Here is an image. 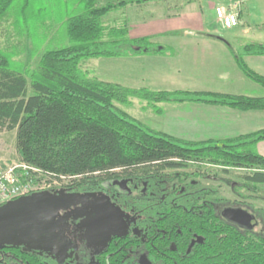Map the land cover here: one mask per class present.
<instances>
[{
	"label": "trees",
	"instance_id": "16d2710c",
	"mask_svg": "<svg viewBox=\"0 0 264 264\" xmlns=\"http://www.w3.org/2000/svg\"><path fill=\"white\" fill-rule=\"evenodd\" d=\"M14 0H0V18ZM147 0H120L97 4L83 3L80 13L65 21L70 45L45 51L34 69L16 72L0 55V127L15 131V147L20 160L49 176L67 178L73 185L94 174L134 173L178 168L190 161L210 162L245 169L242 178L264 183V157L252 146L264 140V129L225 139L191 141L147 127L114 102L127 101L135 94L151 101L204 102L241 110L264 108V98L193 91L132 90L117 83L85 80L78 72L82 58L115 57L135 54H162L168 49L148 37L130 38L126 23L105 25L101 18L129 4ZM29 0H24L28 5ZM245 50L263 54L264 44H246ZM242 72L264 85V77L251 71L241 60ZM237 235V234H236ZM234 237V236H233ZM260 239V238H259ZM235 250L223 261L247 264L240 249L244 236L234 237ZM243 247V246H242ZM264 257V247L259 245ZM23 244L0 246V262L43 264ZM259 261L255 262L258 263ZM45 263V262H44Z\"/></svg>",
	"mask_w": 264,
	"mask_h": 264
},
{
	"label": "flooded vegetation",
	"instance_id": "af4514ba",
	"mask_svg": "<svg viewBox=\"0 0 264 264\" xmlns=\"http://www.w3.org/2000/svg\"><path fill=\"white\" fill-rule=\"evenodd\" d=\"M164 170L94 174L62 188L85 197L59 209L53 229L32 235H53L50 244L30 248L33 237L23 248L43 264H233L223 260L240 234L248 238L240 247L247 264H264L257 257L264 247V196L214 195L207 188L220 184L205 182L198 171L164 177Z\"/></svg>",
	"mask_w": 264,
	"mask_h": 264
},
{
	"label": "crops",
	"instance_id": "0c3cea01",
	"mask_svg": "<svg viewBox=\"0 0 264 264\" xmlns=\"http://www.w3.org/2000/svg\"><path fill=\"white\" fill-rule=\"evenodd\" d=\"M103 1L115 3L120 0ZM229 1L232 4L224 0H207L203 4L192 1L184 6L172 1L177 9L173 11L166 10V2L165 9L160 11L158 8L162 4L155 0L121 7L124 19L120 23L127 24L128 36L148 37L152 42L167 46L168 56L141 54L129 60H118V77L110 81L134 87H169L264 98V85L248 78L238 65V60H241L251 71L264 77V53L244 48L250 43L264 44V0ZM215 4L225 9L230 5L227 8L238 14V24L224 28L221 24L215 26L207 22L208 18L215 17ZM144 11L147 17H141ZM130 61L143 62L146 66L155 62L160 68L164 64V68L162 72H151L155 76L143 69L139 75L138 69H132ZM133 74L136 76L132 78ZM176 109L168 106L166 112L168 117L178 119L174 123L178 124V132L172 133L167 129L161 132L181 139H225L264 129V108L241 110L213 103L181 102ZM252 150L264 157V140L255 143Z\"/></svg>",
	"mask_w": 264,
	"mask_h": 264
},
{
	"label": "rangeland",
	"instance_id": "374dc122",
	"mask_svg": "<svg viewBox=\"0 0 264 264\" xmlns=\"http://www.w3.org/2000/svg\"><path fill=\"white\" fill-rule=\"evenodd\" d=\"M155 1L162 4V6L158 8L160 11L165 9V2L168 5L166 10L173 11L177 9L172 5V1L173 3L179 2V4L181 3L180 6H184L192 1H198L203 4L207 0H169L168 2L167 0ZM224 1H226L227 4H232L229 0ZM212 2L215 3V1ZM104 3L105 2L103 0H97L98 5ZM229 6L230 5L226 6V10H228L227 7ZM213 7L215 10L218 6L215 4ZM82 10L83 3L78 2V0H29L28 5H24V0H14L6 14L0 18V55L5 57L8 61V68L16 72L26 73V71H30L37 66L41 55L45 51L70 45L71 42L65 29V21L72 14L80 13ZM122 10L123 9L121 8L107 13L101 18L102 23L105 25L119 24L124 19ZM143 16L147 17V13L145 11L141 14V17ZM212 18H208L207 22H210V24L212 23L215 26L220 25L219 21L215 19L214 16ZM166 48L168 47L166 46ZM139 55L141 54L115 57L96 56L82 58L79 61L77 69L80 76L86 81L96 79L109 83H116L110 81V79H116V77H118V60H122L123 58L125 60H129L130 58ZM158 55L168 56L167 52H163ZM131 64L132 69H138L139 75L143 69L145 73L155 76L156 74H152L154 70L162 72L164 68V64L162 68H160L155 65V62L148 63L147 66L143 64V62L140 64L131 62ZM119 76H121V74ZM134 76L136 75L133 74L131 77L133 78ZM126 77L127 75L125 74L124 78ZM144 79L145 76L141 78V81ZM121 85L132 90L144 88L150 91H177L176 88L169 87L158 88L150 86L134 87L131 85ZM178 91L188 90L178 89ZM114 104L119 109L130 115V117L136 119L149 128L159 131H165L167 129L172 133L178 132L176 128L178 124H174L175 121L178 122V119L168 117L166 109L169 106L170 108H177L176 110H178L181 102L176 100L153 102L150 99H145L138 94H132L128 96L127 101L114 102ZM20 161L19 153L15 147V131L0 127V167L5 168L9 164L18 163ZM195 164L196 162H189L187 166L182 168H168L163 171L162 175L165 177L166 174L167 176L172 177L176 173L191 174L193 171H198L200 173L199 175L204 178L205 182L210 181L212 184H217L218 182V184H220V189L212 188V186L207 188L214 191V195L222 196L223 193L227 197H232V193L239 192L240 195L246 197L247 200H249L251 196L253 198L258 195L261 197L264 196V184L245 182L241 176L245 172V169L243 168L226 167V171H224V166L218 163L199 162L198 164ZM71 184L72 183L70 181L64 180L60 184L56 185V189L68 188ZM215 192L218 193L215 194ZM250 200L253 201V199ZM25 237V235L19 234L14 236L10 242L24 245L26 241ZM0 264L6 263L0 262Z\"/></svg>",
	"mask_w": 264,
	"mask_h": 264
},
{
	"label": "water",
	"instance_id": "95a60500",
	"mask_svg": "<svg viewBox=\"0 0 264 264\" xmlns=\"http://www.w3.org/2000/svg\"><path fill=\"white\" fill-rule=\"evenodd\" d=\"M58 188L53 191H36L19 196L0 205V246L11 243L19 234L25 235V244L41 230L53 229V222L59 209H68L82 201L84 195L65 193ZM238 211L233 212L237 215ZM232 220H235L232 216ZM33 233V234H30ZM30 234V235H29ZM53 235L35 236L28 244L36 248L41 244H50ZM15 244V243H12Z\"/></svg>",
	"mask_w": 264,
	"mask_h": 264
},
{
	"label": "built area",
	"instance_id": "2783aa9c",
	"mask_svg": "<svg viewBox=\"0 0 264 264\" xmlns=\"http://www.w3.org/2000/svg\"><path fill=\"white\" fill-rule=\"evenodd\" d=\"M214 14L224 28H232L238 24V14L235 11L218 6ZM60 178L49 176L41 169L22 161L5 168L0 167V205L31 192L56 190V185L68 180L64 176Z\"/></svg>",
	"mask_w": 264,
	"mask_h": 264
}]
</instances>
